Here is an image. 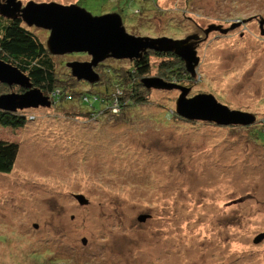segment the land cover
Listing matches in <instances>:
<instances>
[{"label":"rangeland","instance_id":"rangeland-1","mask_svg":"<svg viewBox=\"0 0 264 264\" xmlns=\"http://www.w3.org/2000/svg\"><path fill=\"white\" fill-rule=\"evenodd\" d=\"M20 1L75 3L92 14L108 8L105 0ZM154 5L137 27L124 10L128 33L183 39L198 32L194 78L173 83L188 96L211 93L254 114L253 127L182 120L177 88L148 89L147 102L125 114L86 117L78 97L25 108L24 127L0 126V140L18 148L12 170L0 173V264H264V237L253 242L264 233V138L254 133L264 131V0ZM234 23L225 34H205L212 24ZM30 28L45 44L49 32ZM89 59L54 55L58 73L69 72L67 61ZM142 213L150 215L143 223Z\"/></svg>","mask_w":264,"mask_h":264},{"label":"water","instance_id":"water-1","mask_svg":"<svg viewBox=\"0 0 264 264\" xmlns=\"http://www.w3.org/2000/svg\"><path fill=\"white\" fill-rule=\"evenodd\" d=\"M0 16L7 19L20 18L28 27L44 29L49 32L45 42L46 49L52 55L85 53L89 60L67 61L66 67L77 80L93 84L99 81L100 75L95 70L107 59H139L148 50L173 52L180 57L186 71L191 75L199 63L196 50L197 35H188L183 39L168 36H136L128 33L122 17L117 12L92 14L78 4L63 5L56 2L28 1L24 5L20 0H0ZM263 22L260 21L261 32ZM240 23L229 28L221 25H210L212 29L226 33ZM0 83L10 89L18 87L21 91H10L0 95V109L7 111L49 107L52 104L48 95L34 86L30 77L16 66L0 59ZM142 84L147 89L177 88L180 92L175 100V113L190 121H207L217 125H251L256 116L249 112L231 109L219 102L211 93H196L188 96L189 88L163 80L158 76H144ZM80 204H87L88 199L82 194H74ZM150 215L142 213L137 216L138 222H144ZM35 227L37 225L35 224ZM264 233L258 234L254 243H259ZM82 244L86 239L82 238Z\"/></svg>","mask_w":264,"mask_h":264},{"label":"trees","instance_id":"trees-1","mask_svg":"<svg viewBox=\"0 0 264 264\" xmlns=\"http://www.w3.org/2000/svg\"><path fill=\"white\" fill-rule=\"evenodd\" d=\"M135 1L105 0L108 3L106 5L108 8L106 9L104 5V8L99 10V14L117 12L122 16L124 10L128 9L132 15H135L137 20L132 26L137 27L138 22L144 21L143 15L148 10L147 8L155 7L156 0H139L138 4L140 5L133 3ZM77 2L81 3L82 0ZM152 57L155 59L153 60ZM0 59L16 66L28 75L34 86L40 88L45 95H48L52 103L61 100L68 101L72 97L74 99L78 97L83 103V110H80V113L91 118L95 115L100 116L105 111L113 112L116 110L113 113L119 114L125 111L123 113L125 114L130 110L129 113H132L133 106L146 103L149 90L143 86L142 78L149 75L150 70L153 68H155L154 74L156 76L168 82L183 81V77L194 78V75L186 71L183 60L173 52L148 50L141 58L128 60L129 65L127 67L113 68L104 63L99 64L95 69L99 71V81L91 84L89 89L86 87L79 90L74 88L75 84L84 83V81L74 78L70 74V70L66 73H58L54 55L48 52L45 44L30 27L26 26L20 18L7 19L2 16H0ZM60 74L64 75L61 76ZM113 83L117 86L120 85V88L113 87ZM13 88L21 91L18 87ZM13 88L11 89L13 90ZM121 88L123 91L119 93ZM9 90L10 88L7 85L0 83V95ZM90 94L92 97H89ZM181 119L193 123L188 119ZM27 120H29V115L24 109L21 111L0 109V126L24 127ZM229 126H231L230 128L241 127L240 125ZM251 127H253L252 124L242 126V128ZM254 133L258 138H264L263 129H259ZM17 151L16 144L0 140V173L7 174L12 170Z\"/></svg>","mask_w":264,"mask_h":264},{"label":"flooded vegetation","instance_id":"flooded-vegetation-1","mask_svg":"<svg viewBox=\"0 0 264 264\" xmlns=\"http://www.w3.org/2000/svg\"><path fill=\"white\" fill-rule=\"evenodd\" d=\"M260 21H261V20H260ZM215 25H218V24H215ZM219 25L222 26V24H219ZM239 25H240V24H239ZM235 27H237V26H235ZM235 27L232 28V29H229L227 32H229V31L235 29ZM222 28H223V27H222ZM260 29H261V27H260ZM211 31H217V32H219V33L225 34V33L221 32L220 30H213V29H212ZM211 31H210V32H211ZM227 32H226V33H227ZM189 35H197L198 39H200L199 37L201 36L198 32H193L192 34H189ZM198 39H197V40H198ZM200 40H202V38H201ZM199 43H200V42H197V45H198ZM197 45H196V46H197ZM144 222H145V221H144Z\"/></svg>","mask_w":264,"mask_h":264}]
</instances>
